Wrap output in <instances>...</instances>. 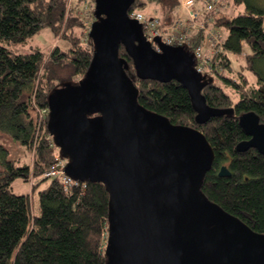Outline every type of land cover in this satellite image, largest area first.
Segmentation results:
<instances>
[{
  "label": "trees",
  "instance_id": "16d2710c",
  "mask_svg": "<svg viewBox=\"0 0 264 264\" xmlns=\"http://www.w3.org/2000/svg\"><path fill=\"white\" fill-rule=\"evenodd\" d=\"M149 1L160 11L164 24L173 19L179 6V0ZM236 1H246L244 11L235 15L212 12L214 24L225 34L222 42L207 52L208 69L201 74L206 82L202 93L207 104L231 108L232 112L198 123L190 93L183 84L141 79L123 45L119 53L129 62L127 73L139 89V104L168 117L173 124L202 130L214 148L215 157L201 191L255 231L264 233V154L254 147L237 149L239 142L250 138L239 117L255 111L264 122V7L248 0ZM81 3L0 0V130L34 150L32 165L8 158L0 163V264H106L110 193L101 182L76 180L66 186L59 176L46 175L58 162L57 151L64 164L68 158L48 128L50 112L41 120L38 114V109L49 108L56 89L75 87L93 60V41L89 33L83 37L78 11ZM135 6L136 0L131 9ZM45 27L67 46L57 43L46 52L30 45L29 39ZM202 39V32L194 31L188 52L193 54ZM242 54L244 63L236 61ZM0 150L7 152L1 144ZM224 165L230 175H220ZM18 178L35 181L37 207L30 194L13 191Z\"/></svg>",
  "mask_w": 264,
  "mask_h": 264
},
{
  "label": "water",
  "instance_id": "95a60500",
  "mask_svg": "<svg viewBox=\"0 0 264 264\" xmlns=\"http://www.w3.org/2000/svg\"><path fill=\"white\" fill-rule=\"evenodd\" d=\"M134 2L95 0L89 70L75 87L56 89L49 101L48 128L68 158L65 172L104 183L110 193L106 264H264V233L201 191L215 157L206 135L139 104L120 46L139 78L183 84L198 123L233 109L207 104L205 78L184 46L158 38L159 51L147 41L142 24L129 16ZM239 121L250 138L237 149L264 154L259 115L249 111ZM220 175H230L227 166Z\"/></svg>",
  "mask_w": 264,
  "mask_h": 264
},
{
  "label": "built area",
  "instance_id": "2783aa9c",
  "mask_svg": "<svg viewBox=\"0 0 264 264\" xmlns=\"http://www.w3.org/2000/svg\"><path fill=\"white\" fill-rule=\"evenodd\" d=\"M71 2V0H70ZM84 8H79L84 29L89 33L95 18V0H82ZM70 5V4H69ZM137 6L129 9V16L138 20L143 26L144 35L155 49L161 50L157 39L169 45H182L187 49L194 31H201L203 39L194 50L195 69L203 74L208 69V51L215 49L223 40V30L214 24L212 12L220 7V0H179V6L171 23L164 24L159 15H150L138 10ZM34 108L38 107L35 105ZM49 108L38 109L39 120L45 119ZM66 164L58 161L46 172L47 176H59L66 186L77 182L65 170Z\"/></svg>",
  "mask_w": 264,
  "mask_h": 264
},
{
  "label": "rangeland",
  "instance_id": "374dc122",
  "mask_svg": "<svg viewBox=\"0 0 264 264\" xmlns=\"http://www.w3.org/2000/svg\"><path fill=\"white\" fill-rule=\"evenodd\" d=\"M249 2H252L254 4H257L259 6L264 7V0H248ZM75 2H79V0H75ZM89 2V0H87ZM246 1L238 3L236 0H220V7L217 8L214 12V14H221L229 13L232 15L237 14L240 11H244L246 8ZM141 3H144V5H141ZM81 8H84V4H80ZM137 9L144 11L150 15H160L159 10H155L156 6L149 0H136ZM96 18H94V21ZM172 20L169 22L171 23ZM168 24V23H167ZM84 36L85 37L88 34V31L84 29ZM225 34V33H224ZM63 39L55 36V34L51 31L50 28L45 27L43 28L39 33L35 34L29 39V44L32 46H39L44 51L49 52L55 45L58 43L62 47H66L67 42ZM244 54L238 56L236 58V61L245 62L244 60ZM232 59H235V56L231 54ZM236 63V62H235ZM263 68V65L260 67ZM249 71L250 77L256 81V77L253 73H251V70ZM219 81V80H218ZM0 144L3 145L7 149V152L5 153L3 150H0V163L4 158L8 159H16L19 160L21 164L23 163H30L33 164L34 161V150L27 149L24 145H22L20 142H18L16 139L13 138V136L4 130H0ZM58 161H63L65 163V160L62 159L59 152L57 151V155L55 157ZM59 158V159H58ZM35 186V181L33 182V178H31L28 182L24 181L22 178H18L13 183V191L18 194H30V196L34 197V205L37 207L38 204V195L37 191L34 192L33 188ZM34 192V196H33ZM106 245V244H105Z\"/></svg>",
  "mask_w": 264,
  "mask_h": 264
}]
</instances>
